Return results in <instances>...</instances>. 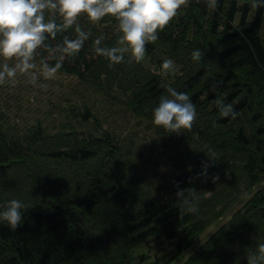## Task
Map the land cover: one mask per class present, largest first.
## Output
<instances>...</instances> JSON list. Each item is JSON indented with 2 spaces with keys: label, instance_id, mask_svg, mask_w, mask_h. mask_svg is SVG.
Masks as SVG:
<instances>
[{
  "label": "trees",
  "instance_id": "obj_1",
  "mask_svg": "<svg viewBox=\"0 0 264 264\" xmlns=\"http://www.w3.org/2000/svg\"><path fill=\"white\" fill-rule=\"evenodd\" d=\"M51 18L62 23L58 14ZM76 25L89 33L78 54L60 60L58 53L38 49L35 58L53 65L59 61L62 67L57 72L102 84L106 92L127 80L132 104L142 106L139 110L156 107L167 95L169 85L157 77L140 76L139 63L125 58L110 64L95 54L97 38L102 37L104 47H116L119 41L118 21L110 15L93 22L81 13L73 26L46 42L54 48L65 36L75 38ZM157 35L156 41L146 43L145 52L162 47L176 56L183 75L171 87L186 92L197 110H215L217 125L225 127V133L241 113H251L256 128L250 134L239 129L229 135L233 136L229 146L245 157L246 177L256 181L264 173V6L256 0H186ZM197 49L202 59L193 61L191 53ZM215 64H226L231 73L222 78L213 70ZM218 98L233 106L235 118L219 115L214 104ZM223 141L222 148L227 149ZM201 162L198 153L189 160L178 159L179 175L169 195L153 196L108 133L48 135L36 123L13 139L0 130V207L10 199L26 205L15 229L0 222V264H87L97 246L109 251L110 264H132V250L153 238L172 243L175 253L181 254L206 224L197 202L196 214L179 215L175 192L178 188L195 192V165ZM263 208L264 189L244 215L221 227L185 264H247L246 257L254 251L239 247L237 251L234 243L243 240L245 227L264 220ZM227 239V252L221 253Z\"/></svg>",
  "mask_w": 264,
  "mask_h": 264
},
{
  "label": "rangeland",
  "instance_id": "obj_2",
  "mask_svg": "<svg viewBox=\"0 0 264 264\" xmlns=\"http://www.w3.org/2000/svg\"><path fill=\"white\" fill-rule=\"evenodd\" d=\"M125 58L135 61L130 53H126ZM175 58L158 47L150 54L145 52L144 59L135 62L140 64V76L157 77L173 86L183 75V66ZM164 59L174 62V72L166 74L161 71ZM0 62L15 63L3 58ZM34 62L39 67L40 61L35 58ZM213 70L222 78L231 73L226 64H215ZM131 88L127 80H120L106 92L102 84L60 72L47 80L38 76L37 83L33 85L29 74L18 73L14 83L0 85V130L13 139L22 136L36 123L42 124L48 135L74 131L86 137H98L108 133L119 145L125 163L129 162L142 180L145 191L161 197L169 195V189L179 175L176 168L178 159L189 160L198 153L202 162L195 165V193L206 224L204 229L193 237L190 247L181 254L175 253L172 243L160 238L148 240L131 253L134 258L132 264L155 261L185 264L221 227L244 215L250 201L264 189V173L256 181L247 178L243 170L245 157L229 146L233 141V136L229 135H235L239 129L250 134L257 123L251 121L250 112H243L225 133V127L217 125L215 110L209 108L200 112L196 109L192 127L173 133L153 124L155 107L139 110L142 106L132 104ZM216 131L219 134L213 140L212 135ZM223 140L227 149L222 148ZM204 164L208 165L207 175H200ZM213 176L219 177L215 183ZM263 223L264 220L257 219L252 226L245 227L243 240L234 243V249L255 251L256 243L264 240ZM226 243L225 248H220L221 253L227 252L229 239ZM108 255V250L97 246L87 264H106L110 258ZM236 260L240 262L237 256Z\"/></svg>",
  "mask_w": 264,
  "mask_h": 264
},
{
  "label": "clouds",
  "instance_id": "obj_3",
  "mask_svg": "<svg viewBox=\"0 0 264 264\" xmlns=\"http://www.w3.org/2000/svg\"><path fill=\"white\" fill-rule=\"evenodd\" d=\"M186 0H0V58L4 61L14 60L10 65L0 62V85L14 83L17 74H29L30 82L35 85L38 76L45 80L52 79L62 67L61 62L54 65L41 58L39 67L34 62L38 49H48L51 53L65 56L78 54L89 38V33L79 25L75 26V38L64 37L54 48L46 42L58 33L73 26L81 13L97 22L105 16H112L118 21V47H104L102 37L94 41V52L108 59L110 64L124 61L125 54L130 53L135 61L144 59L145 45L158 39L157 32L163 29L176 16L177 10ZM258 6H264V0H256ZM58 14L62 23H57L52 15ZM202 52L191 53L193 61L202 59ZM164 73L174 72V62L164 59L160 65ZM41 87H45L41 85ZM167 95L159 99L152 111V122L165 130L179 133L180 129H190L196 118V108L186 92L166 87ZM221 117L235 118L236 113L231 104L224 100L214 101ZM213 161L212 159H210ZM207 164L202 166L200 175H207ZM219 179L213 176L215 183ZM197 196L192 188L179 189L175 192V207L179 215L196 214ZM26 205L19 199H10L0 207V222L15 229L23 217ZM247 264H264V242H257L255 251L247 257Z\"/></svg>",
  "mask_w": 264,
  "mask_h": 264
}]
</instances>
